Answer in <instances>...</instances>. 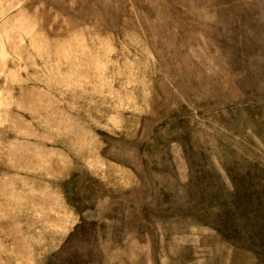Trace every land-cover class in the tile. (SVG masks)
Returning <instances> with one entry per match:
<instances>
[{
	"label": "rangeland",
	"instance_id": "374dc122",
	"mask_svg": "<svg viewBox=\"0 0 264 264\" xmlns=\"http://www.w3.org/2000/svg\"><path fill=\"white\" fill-rule=\"evenodd\" d=\"M0 264H264V0H0Z\"/></svg>",
	"mask_w": 264,
	"mask_h": 264
}]
</instances>
